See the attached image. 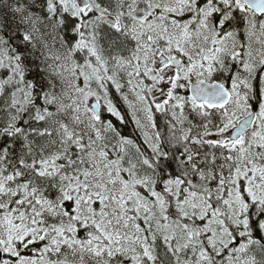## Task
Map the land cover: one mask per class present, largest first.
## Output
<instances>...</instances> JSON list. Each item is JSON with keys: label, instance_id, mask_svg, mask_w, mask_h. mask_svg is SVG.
Segmentation results:
<instances>
[{"label": "snow or ice", "instance_id": "6c2138e0", "mask_svg": "<svg viewBox=\"0 0 264 264\" xmlns=\"http://www.w3.org/2000/svg\"><path fill=\"white\" fill-rule=\"evenodd\" d=\"M0 264H264V0H0Z\"/></svg>", "mask_w": 264, "mask_h": 264}]
</instances>
